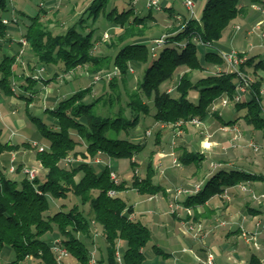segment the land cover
<instances>
[{
    "label": "trees",
    "instance_id": "1",
    "mask_svg": "<svg viewBox=\"0 0 264 264\" xmlns=\"http://www.w3.org/2000/svg\"><path fill=\"white\" fill-rule=\"evenodd\" d=\"M11 1L0 0V47L8 39L9 27L21 20ZM109 2L91 0L78 21L62 33L54 32L43 23L42 14L47 11L42 7L34 16H27L30 21L24 23L22 39L18 44L22 45L24 40L35 58L34 65L28 64L30 72L22 69V72L18 70L19 73H16L15 70L19 52L21 55L23 50L14 55H2L1 90L7 96L18 94L26 99L27 115L47 142L44 151L36 150V159L46 170L43 179L36 177L30 181L24 173L21 180H15L0 170V252L5 247L15 252V259L9 264H24L29 260L30 264H56L57 253L52 249L53 244L44 239L45 235L55 231L62 237L57 245L65 247L79 264H90L94 223L103 227L107 264H119L116 253L121 241L125 243L123 264L143 263V249L151 241L152 232L146 225L130 218L133 206L117 194L132 188L141 194L155 195L165 193V188L154 183L152 165L144 178L135 173L130 183H117L108 165L98 170L93 164L95 158L102 154L133 160L142 152L147 146L146 141L137 142L133 139L134 135L128 137L127 133L139 126L141 117L152 115L157 123L179 128L195 118L204 121L214 115L222 125L229 126L241 118L226 121L216 109L213 110L222 98L227 97L237 112L245 111L242 118L248 125L264 131L263 81L256 76L258 71H264V60L257 55L239 53L241 57H246L239 71L246 75L252 71L255 80L248 87V99L235 101L240 79L238 72L226 70L220 52L211 46L222 39L231 22L245 11L240 6V0H207L201 17L184 18L175 31L165 35V44L156 53L151 51V45L140 40L145 36L147 18L153 15L139 16L134 14L133 8L122 12L114 8L106 15L112 24V35L106 32L109 37L105 38L114 52L95 53L102 36L95 38L94 29L86 30L87 20L96 22ZM251 4L264 6V0H251ZM6 19L8 23L4 22ZM111 37H114L112 42ZM203 48L206 50L201 57L199 50ZM51 65H60L64 74L79 65L84 66L87 75L96 76L103 70L113 72L116 68L119 73L109 80L110 95L87 101L93 93V86L90 85L61 99L53 108L45 109L44 113L54 126L51 127L30 108L39 91L38 84H49L61 76L57 70L53 73L54 77H42L40 72L45 68L52 69L49 68ZM134 66H145L144 75L129 95L126 106H123L119 84H124L126 88L129 69ZM209 66L223 69L195 82L192 73L205 72ZM35 67H41L37 75L33 74ZM181 68L186 70L178 80L174 96L162 86L172 80ZM109 72L105 71V74ZM17 83L18 91L15 89ZM100 107L107 113H98L96 109ZM160 133L161 130L157 132V143L160 142ZM1 136L0 130V154L21 147L34 149L31 142L10 144L2 142ZM82 146L86 149L78 150ZM68 158L81 162L75 165L67 162ZM202 159L197 152L180 151L182 164ZM132 165L135 168L136 160L132 161ZM248 180H264V176L239 169H220L207 179L197 193L188 196L185 205H205L213 196L224 193L227 187ZM110 191H115L116 195L112 196ZM71 195L77 199L75 205L69 208L67 204H62L52 211L51 200L58 202ZM85 205H89V213L81 207ZM101 263L102 260L97 261V264Z\"/></svg>",
    "mask_w": 264,
    "mask_h": 264
},
{
    "label": "crops",
    "instance_id": "2",
    "mask_svg": "<svg viewBox=\"0 0 264 264\" xmlns=\"http://www.w3.org/2000/svg\"><path fill=\"white\" fill-rule=\"evenodd\" d=\"M66 1L70 2V4H72L71 6L74 7L77 6L78 3V0H48L46 4L51 6L48 9L58 10L63 8L62 4ZM160 1L162 8L157 11H159L161 16L157 15L159 16L157 17L152 11L150 12L148 10V14L151 13L153 15L147 18L146 26L150 28L148 31L158 27L159 22L162 24L161 33L153 37V39L175 31L184 18L191 16L185 5V0L182 1L183 6L187 9L185 13L177 11L172 0ZM193 1L195 5L194 17L200 18L207 0ZM244 1L245 2H242L240 6H243L245 11L231 22L229 27L225 30L222 39L216 42L213 48L218 52H229L234 50L239 53H244L247 56L257 55L259 59L264 60V6L261 4H251V0ZM90 2L91 0H85L84 3L86 4V8L89 6ZM44 6L45 5L42 7ZM48 9L45 10L47 11ZM133 9L135 15H147L139 9ZM257 25H260V29L252 32L253 27ZM236 26H240V30L237 31ZM243 27L246 28L245 31H242ZM116 29L118 30L119 28ZM22 33L23 27H9L8 39L3 41L0 47V61L3 54L14 55L19 52L20 45L18 42L22 39ZM253 36L255 39H252ZM144 39L145 36L140 40L145 41ZM234 44L238 45V47ZM16 45L19 47H16ZM204 50H206V48ZM22 69L19 67V72H22ZM19 72L16 70V73ZM256 76L257 78H262L263 81L261 91L264 108V71H258ZM25 93L27 94V92ZM51 95L50 108H53L61 98L58 94ZM18 99V94L7 96L0 88V130L2 131V135L6 122L8 125H11V119L5 117L4 107L7 105V107L12 110L13 115H16L17 109L15 103ZM30 108L34 114L39 115L37 114L38 112H34L32 105ZM216 110L222 118H224L225 112L228 115L235 116L234 120L241 118L233 125H229L231 127H241V138H236V136L239 137L237 131L222 132V128L228 126L222 125L214 115L204 120L205 126L211 128L212 134L208 139L206 135L203 136V132H201V137L200 135H196L192 124L176 128L173 125L157 123L156 126L161 129V133L163 130H170L175 133L176 130H180L179 136L181 137L178 146H171L167 149L162 144L160 133V142L157 143L158 145L154 149L156 155H153L149 165V167L152 165L153 169V165L155 164L154 159L158 158V164L160 166H165L166 170H162L163 176L161 175L159 177L161 180L155 175L153 181L155 184H159L165 188L166 192L147 195L141 194L136 189L131 188L117 194L123 198L128 205L133 206L134 212L130 214V218L133 221H139L146 225L152 232L151 241L143 249L145 259L142 264H206L209 252L214 254V264H252L253 260V264H264V197L255 200L251 195V192H255V194L259 196L264 194V180H248L238 185L227 187L228 197H225V194L222 193L213 196L205 205L189 207L185 205L186 199L188 196L197 193L195 191L196 185L202 184L201 187H203L204 180L199 181L196 179L197 170H194L192 173H190V170L187 171V167L190 164H182L179 166V173L183 174H178L174 171V167L176 166L173 164L174 158H172V162L170 163L171 157L176 156V153L179 155L182 149H187L188 151L199 153L203 158H205L207 154H210V157L214 159L213 163H216L221 169L228 170V168L233 167V169H239L250 174L264 176V150L254 152L248 148V144L250 145L254 142L264 146V131L257 130L245 122L242 118L245 111L237 112L230 106L223 107L220 104H217ZM44 115L46 114L44 113ZM17 121L20 122L21 126L25 122L24 118L17 119ZM151 133V129H148L145 134L139 131L133 136V139L137 142H143L145 140L148 144V137L151 136ZM15 134L17 133L13 131L10 135V139L6 142L21 145L35 140L28 138L21 143H14L12 142L11 136L13 137ZM196 137L198 138L197 140ZM182 141H186L187 143L194 142L195 145L190 144L189 147L188 144H184ZM38 144L44 145L43 143ZM236 145L238 147L229 150L231 146L234 147ZM105 156L106 155L102 154L95 158L100 160V165H96L97 169L100 170L108 165L112 171L117 172L119 175V169L117 165L114 166L113 158H107ZM12 157H16L15 164L18 167V171L15 173L11 172L9 169ZM178 165L180 164L178 163ZM26 167L35 168L38 171L37 177L40 179H43L46 174V170L36 159V150L31 147H21L16 151H6L0 154V170L8 177L21 180L24 177V170ZM170 170L174 172H169ZM137 175L144 178L147 174L142 175L138 173ZM132 178L133 175L126 178L121 177L120 181H127L130 183ZM241 184L245 185L248 190H243L240 187ZM173 188H182L187 192L174 196L175 191ZM124 192L127 194L130 192L135 193L136 203L132 204L128 197V200L127 198L125 199L122 196ZM256 201H259V203ZM92 233V254H95L97 261L102 260L101 264H107L106 240L103 227L94 223ZM51 234L49 233L44 236V239L49 243L53 244L62 240L58 232L55 231ZM118 249L124 255L125 243L122 241L119 242ZM157 249L160 250L161 253H159ZM10 251L8 247H5L0 252V255L9 254ZM64 264L79 263L70 255L69 258L64 260Z\"/></svg>",
    "mask_w": 264,
    "mask_h": 264
},
{
    "label": "rangeland",
    "instance_id": "3",
    "mask_svg": "<svg viewBox=\"0 0 264 264\" xmlns=\"http://www.w3.org/2000/svg\"><path fill=\"white\" fill-rule=\"evenodd\" d=\"M174 5H175V9L181 13H185L187 12V9L183 6L182 1L183 0H172ZM48 2V0H12L11 1V5L13 6V9L18 10V16L21 19L20 23L14 24L12 26L15 27H23L24 29V23H28L29 17L27 16H34L39 9L45 5L44 9H48L51 6L47 5L46 3ZM85 0H78L77 6H71L72 4H70V2L66 1L63 2L62 4V9H58V10H54V9H48L46 13L43 12L42 14V21L44 24H46L49 28H51L52 30H54V32L56 33H62L64 32L70 25H72L73 23H75L76 21H78V19L81 17V14L83 13V11L86 9V4L84 3ZM245 2L244 0H240V3ZM65 3V4H64ZM117 9L118 12H122L124 10H128L129 8H135V9H139L141 11H143L144 13L148 14L149 13V9L147 8V0H139V1H135V0H110L109 5L107 7V9L105 10V12H102L101 15L99 16V18L97 19L96 22H94L92 19L91 20H87V31L94 29L95 30V35L94 37H101L102 36V40L98 41L96 49L94 50L95 53H106V54H113L114 50L109 48V43L105 40V33L109 32L110 35L111 34V28H112V24L108 21V19L106 18V15L113 9ZM149 10V11H148ZM152 13L157 16L160 15L159 11H157L156 9L151 10ZM19 12L25 14L23 15L22 13L19 14ZM161 16V15H160ZM159 17V16H157ZM190 17V16H189ZM161 20V19H160ZM159 20V21H160ZM94 23V24H93ZM94 26H93V25ZM150 28L147 27L146 29V34H145V44H147L148 46H150L152 44V39L153 37H155L156 35H159L162 31V24L161 22H159V26L153 28L152 30L148 31ZM246 28L243 27L242 31H245ZM114 39V37H111V41L112 42ZM252 39H255L254 36L252 37ZM235 45V44H234ZM238 47V45H235ZM16 47H19L16 45ZM29 46L27 44L24 45V43L22 45H20V49L23 50V54L19 52L18 55V61L17 64L15 66V70L18 71L19 67H21V69L23 68V70H26L28 72H30L29 69V65L28 64H33L35 62V58L32 55V53L29 50ZM204 49L199 50V55L202 57V54L204 53ZM22 61V62H20ZM25 63V64H24ZM21 65V66H19ZM40 66V65H39ZM60 65H51L49 66V68L52 69H47L45 68V71L40 72V74H42V77H44L45 79H48L50 77H54V72L55 71H59L61 72V76H59L56 80H53L51 83L49 84H44V83H39L38 84V92L35 94L34 100L32 102V106H33V110L34 112H38L37 116L41 117L42 119L46 120L47 123L51 126L54 127L51 120H49L50 118L48 117V115H44V110L50 108L51 105V100H50V95L52 94H58L59 97L61 99H64L68 96H70L71 94H73L75 91L88 87L90 85L93 86V93L92 95H90L87 98V101H92L93 99H95L96 97H99L101 95L103 96H107L110 95L111 89L109 87V80L106 78L101 79L100 81L94 82L93 76L94 75H87L84 66H78L77 68L71 70L70 72L64 74L61 70V68L59 67ZM225 69L226 68V64L224 65ZM134 71L130 72L128 75V83L126 84V88H124V84L120 83V90L122 92V102L121 105L126 106L127 102L129 101V95L137 88L138 86V82L141 80V78L144 75V68L143 67H133ZM223 68H219V67H212L209 66L207 68V70L205 72H193L192 73V78L193 80L196 82L199 78L210 75V74H215L216 72H219V70L221 71ZM38 70H41V67H35L33 74L37 75L39 72ZM185 68H181L180 70H178L175 73V76L172 80H170L169 82H167L166 84H164L162 86L163 90H166L168 92H170L172 95H176V86L178 83V80L180 79L181 74L185 71ZM105 71L109 70H103L101 73L97 74V75H105ZM249 77H251L252 80H255V76L253 74L252 71H250L248 73ZM55 81V82H54ZM18 83L15 85V89L16 91H18ZM51 95V96H52ZM26 99L24 98H20L18 99V101L15 103V107H16V115H13L12 110L9 109V107H7V105L4 107V114L6 118H10L11 119V125H8L6 122V126L5 128H3L4 133L2 135L1 140L3 142H6L10 139V135L13 131H15L17 134H15L13 137L11 136L12 142L14 143H21L23 141H26V139L30 138L35 139L32 140V146L33 144L36 143H43L45 145V147H47V142L45 140L42 139V135L41 132L38 130L37 125L28 117L27 112H26ZM233 110L234 105H229ZM118 107V106H117ZM116 107V108H117ZM98 113H103L106 114V110H103L101 107L96 109ZM129 109H127L128 111ZM42 114V115H41ZM235 116H231L228 115L226 112L224 113V118L228 121V120H234ZM23 119L25 120L24 124L21 126L20 122L17 121V119ZM49 118V119H48ZM157 125V122L155 121L154 117L152 115L150 116H146V117H141V122L139 124V126L136 129L133 130H129L127 133L129 134L128 137L132 135H135L137 132L142 131L143 134L146 133V131L148 129L152 130L151 136L148 137V144L146 146V148L140 152L138 155L135 156V158L132 160L130 158H113V164L114 166L117 165L118 169H119V179L122 178H126V177H131L132 175H134L135 173H141L142 175H146L149 171H150V163H151V159L153 158V155L155 156L156 153L154 152L155 147H157V142H156V134L159 130H161ZM194 126V132L196 135H201V132H203V136L206 135V131L208 133H211V128L210 127H206L205 125L202 126ZM202 128V129H201ZM239 130L241 129V127H239ZM223 130V129H222ZM180 130H176V133L170 130H163L161 133V140H162V144L164 145V147H166L167 149H169L171 146H178L181 137L179 136V132ZM222 132H227L225 130H223ZM242 137V133L240 130V136H236V138H241ZM198 138L196 137V140ZM184 144H188V146L190 147L191 145H195L194 142H190L187 143L186 141H182ZM257 143V142H254ZM42 145V144H40ZM232 146H233V142H232ZM229 148V150L235 149L236 147H238L237 145ZM248 148L252 151H254L253 147L251 146V144H248ZM35 150L39 149L37 147L34 146ZM86 147L82 146L79 147L78 150H85ZM255 152V151H254ZM179 155L176 153V156H173L170 158V163L172 162V158L173 159V164L176 165L174 167V171H176L178 174H183V173H179V166L182 165V163L179 160ZM107 158H109V156H105ZM13 158V157H12ZM99 160V159H97ZM136 160V166L135 168H133L132 165V161ZM15 161H16V157H15ZM96 161V159H95ZM214 159L212 157H210V154H207L205 158H203L200 161H194L192 164H190L187 167V171H191L190 173L194 172V170H197V176L196 179H198L199 181H203L204 183L207 181V179L209 177H211L214 173H216L218 170H220V166H217L216 163H213ZM65 162V161H64ZM80 161H73V164L77 165L79 164ZM154 165H153V170L151 172V174L153 173V179L155 177V175L159 177L162 175V170H166L165 166H160L158 164V158L154 159ZM178 163L180 165H178ZM213 163V164H212ZM94 165L99 166L100 165V161L99 162H94ZM232 168H228V170H231ZM235 169V168H234ZM172 170H170L169 172H174ZM38 172V171H37ZM115 172V171H114ZM157 173V174H156ZM9 175V174H8ZM161 180V179H159ZM202 184H200L201 186ZM180 187V186H178ZM197 187V185L195 186ZM175 193L174 196H178V194H182L185 190L182 188H179L182 192L179 193L177 188H173ZM252 196L254 195L255 192H251ZM250 194V193H249ZM131 195V196H130ZM125 199L128 197L130 198V201L132 204L136 203V196L135 193H125L122 195ZM130 196V197H129ZM259 196V195H258ZM127 198V200H128ZM261 199V197L259 196L257 199L258 200ZM77 199L74 196H70L68 199L65 200H59L58 202H54L51 200V205L53 206V209H58L61 207L62 204H67V207H72L73 205H75L77 203L76 201ZM257 203H259V201H256ZM262 202V201H261ZM176 205V204H174ZM85 209L86 213H89L90 207L89 205H85V206H81ZM65 209L66 206L64 207ZM56 211V210H55ZM58 211V210H57ZM54 213V212H53ZM51 234V233H50ZM52 235V234H51ZM46 236V235H45ZM9 248V247H8ZM11 251L9 254H4V255H0V264H9L10 262H12L15 259V252L9 248ZM70 257V253L69 256L66 258ZM65 258V259H66ZM64 259V260H65ZM64 260L63 263L64 264ZM24 264H30V260L25 262Z\"/></svg>",
    "mask_w": 264,
    "mask_h": 264
},
{
    "label": "built area",
    "instance_id": "4",
    "mask_svg": "<svg viewBox=\"0 0 264 264\" xmlns=\"http://www.w3.org/2000/svg\"><path fill=\"white\" fill-rule=\"evenodd\" d=\"M135 1L137 2L139 0H135ZM185 5H186L187 9L189 10L191 16L194 17L195 16L194 1L193 0H185ZM147 8L149 10H153V9L160 10L162 8L161 1L160 0H147ZM4 22L8 23L9 21L6 19V20H4ZM258 29H260V25L253 27L252 32H254ZM236 30L237 31L240 30V26H236ZM108 37H109V35H108V33H106L105 38H108ZM165 37L166 36L163 35V36L156 38L152 41V44H151V51L152 52L156 53L157 50L160 49L165 44ZM22 41H23L24 45L27 44L24 40H22ZM211 46H213V45H211ZM220 54L224 60V63L226 64L227 70L238 72V75L240 78L239 83H238V93L235 96V101L247 100L248 96H249L248 87L250 86L252 79L248 75L239 71V66H240V64H242L246 60V57H241L239 52L234 51V50H231L229 52H220ZM129 70H130V72L134 71V69L132 67H130ZM118 73H119V70H118V68H116L113 72H109V73L105 74L103 77L108 79V80H111V78ZM93 79L95 82H97V81L102 79V76L96 75V76H94ZM218 104H220L223 107H228L230 105V101L227 97H224L220 100V102ZM216 106H217V104L215 105L213 110L216 109ZM190 124L195 125V126L205 125L204 121L200 120L198 118L193 119L190 122ZM205 128H206V126H205ZM222 129L227 131V132L237 131L239 133L238 135L240 136V130H239L238 126H232V127L228 126V127H223ZM209 137H210V133H208L206 131V138L208 139ZM33 145L35 147H37L39 149V151H44L46 148L44 145H40L38 143L33 144ZM251 146L253 147L255 152H260V151L264 150V146L261 144H258V143H251ZM73 161H78V160H73L71 158L67 159V162H73ZM79 161L81 162V160H79ZM99 161L100 160L96 159V161H94V162H99ZM9 169L11 172L17 171V165L15 164V157H13L11 159V165H10ZM24 173L27 175V177L30 181H33L37 177L38 172L35 168L26 167L24 170ZM111 176H112L113 180H115L117 183L120 182V179H119L116 172L112 171ZM240 187L245 191L248 190V188L245 185L241 184ZM200 189H201V186L197 185V187L195 188V191L198 192ZM178 192L181 193L182 191L179 190ZM185 192H187V191L185 190L183 193H185ZM110 194L112 196H114V195H116V192L110 191ZM224 194H225L224 195L225 197H228V190L227 189L225 190ZM253 197L255 199H257L259 196L254 193ZM260 197H264V194H262ZM52 249L54 250V252L57 253V263L56 264H62L63 260L69 256L68 250L63 246L57 245V242L53 243ZM116 257H117V261L119 262V264H123V254L121 253V251L119 249H117ZM90 264H97V259H96V256L94 253L92 254ZM206 264H214V254L212 252L208 253Z\"/></svg>",
    "mask_w": 264,
    "mask_h": 264
}]
</instances>
